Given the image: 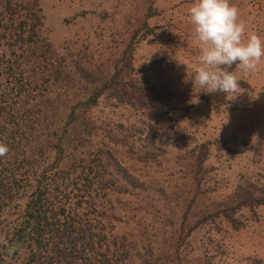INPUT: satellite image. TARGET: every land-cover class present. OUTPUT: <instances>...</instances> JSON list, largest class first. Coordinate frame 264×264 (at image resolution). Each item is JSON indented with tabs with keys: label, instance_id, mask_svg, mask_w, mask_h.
Returning <instances> with one entry per match:
<instances>
[{
	"label": "rangeland",
	"instance_id": "374dc122",
	"mask_svg": "<svg viewBox=\"0 0 264 264\" xmlns=\"http://www.w3.org/2000/svg\"><path fill=\"white\" fill-rule=\"evenodd\" d=\"M192 2L38 0L43 26L30 56L52 71L41 67L34 82L25 79L32 92L26 108L51 101L49 110L34 113L64 125L71 106L83 104L73 115L74 143L97 165L112 149L109 139L119 144L112 153L136 185L127 194L111 190L112 220L103 209L86 213L97 215L98 228L125 238L136 264H264V204L243 200L264 198V59L247 74L229 69L240 80L237 96L194 85L199 45L188 15ZM230 3L246 30L264 38V0ZM95 84L106 89L92 105L87 89ZM48 91L55 95L46 99ZM140 94L162 102V123L143 108L146 101L133 106ZM86 124L87 134L97 136L81 144ZM146 153L155 161H144Z\"/></svg>",
	"mask_w": 264,
	"mask_h": 264
},
{
	"label": "trees",
	"instance_id": "16d2710c",
	"mask_svg": "<svg viewBox=\"0 0 264 264\" xmlns=\"http://www.w3.org/2000/svg\"><path fill=\"white\" fill-rule=\"evenodd\" d=\"M42 26L38 0H0V142L9 149L0 157V264H136L138 255L125 238L98 228L97 215L86 213L87 209H103L112 220L117 214L107 198L111 190L127 194L130 186L136 185V179L112 153L119 144L109 139L112 149L97 165L90 151H80L74 143L78 125L72 126L73 115L83 104L71 106L64 125L34 113L49 110L51 101L43 99L26 108L32 95L25 91L26 82H34L32 74L41 67L52 71L48 64L42 66L39 57L35 61L31 58L39 48L36 38ZM105 89L104 84L87 89L88 103L97 104ZM125 91L118 96L119 103L128 96L129 91ZM54 93L48 91L46 99ZM151 96L138 95L133 106L140 107L142 100L146 101L143 108L162 123L165 107L157 97L147 101ZM89 127L86 124L79 134L81 144L87 142L86 136H97L87 134ZM147 154L144 161L154 162L155 155ZM105 166L107 177L100 179ZM29 187H33L30 195ZM20 198L29 199L28 205L16 203ZM245 199V205L264 204V198L251 195Z\"/></svg>",
	"mask_w": 264,
	"mask_h": 264
},
{
	"label": "clouds",
	"instance_id": "9594fccd",
	"mask_svg": "<svg viewBox=\"0 0 264 264\" xmlns=\"http://www.w3.org/2000/svg\"><path fill=\"white\" fill-rule=\"evenodd\" d=\"M193 37L199 45V55L191 64L193 84L207 93L222 92L237 96L239 72L255 71L264 59V38L246 30L239 9L230 0H193L188 7ZM9 149L0 142V157Z\"/></svg>",
	"mask_w": 264,
	"mask_h": 264
}]
</instances>
